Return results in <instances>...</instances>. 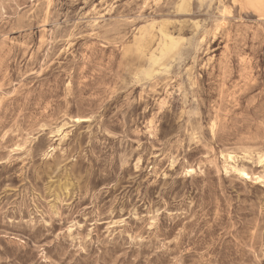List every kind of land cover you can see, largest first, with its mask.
<instances>
[{"label": "rangeland", "instance_id": "1", "mask_svg": "<svg viewBox=\"0 0 264 264\" xmlns=\"http://www.w3.org/2000/svg\"><path fill=\"white\" fill-rule=\"evenodd\" d=\"M0 264H264V0H0Z\"/></svg>", "mask_w": 264, "mask_h": 264}, {"label": "bare ground", "instance_id": "2", "mask_svg": "<svg viewBox=\"0 0 264 264\" xmlns=\"http://www.w3.org/2000/svg\"><path fill=\"white\" fill-rule=\"evenodd\" d=\"M225 12H227V13H229L230 12V9L227 7V8H225ZM241 10H242V8H241ZM239 172L242 174V175H244V177L245 176H247L248 175V173H246L244 170H239ZM192 173V172H191Z\"/></svg>", "mask_w": 264, "mask_h": 264}]
</instances>
